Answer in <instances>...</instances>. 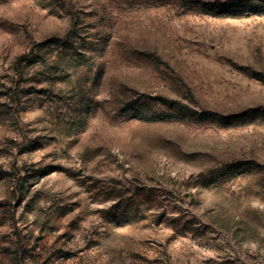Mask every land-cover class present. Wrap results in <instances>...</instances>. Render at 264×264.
Masks as SVG:
<instances>
[{
  "label": "rangeland",
  "instance_id": "374dc122",
  "mask_svg": "<svg viewBox=\"0 0 264 264\" xmlns=\"http://www.w3.org/2000/svg\"><path fill=\"white\" fill-rule=\"evenodd\" d=\"M225 1L0 0V264H264V7Z\"/></svg>",
  "mask_w": 264,
  "mask_h": 264
},
{
  "label": "trees",
  "instance_id": "16d2710c",
  "mask_svg": "<svg viewBox=\"0 0 264 264\" xmlns=\"http://www.w3.org/2000/svg\"><path fill=\"white\" fill-rule=\"evenodd\" d=\"M252 2L253 0H228L222 3H217V5L220 8H226L229 10H240L246 8V6L252 4ZM256 2L259 4V6L264 7V0H257Z\"/></svg>",
  "mask_w": 264,
  "mask_h": 264
}]
</instances>
